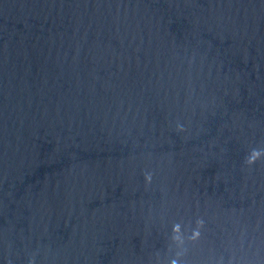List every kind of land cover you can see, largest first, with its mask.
Returning <instances> with one entry per match:
<instances>
[{
    "label": "water",
    "instance_id": "water-1",
    "mask_svg": "<svg viewBox=\"0 0 264 264\" xmlns=\"http://www.w3.org/2000/svg\"><path fill=\"white\" fill-rule=\"evenodd\" d=\"M0 264H264V0H0Z\"/></svg>",
    "mask_w": 264,
    "mask_h": 264
}]
</instances>
